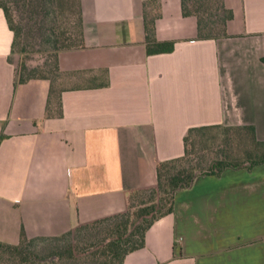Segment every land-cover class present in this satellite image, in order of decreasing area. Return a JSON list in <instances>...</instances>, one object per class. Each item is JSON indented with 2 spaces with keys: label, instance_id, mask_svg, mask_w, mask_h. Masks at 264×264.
<instances>
[{
  "label": "crops",
  "instance_id": "0c3cea01",
  "mask_svg": "<svg viewBox=\"0 0 264 264\" xmlns=\"http://www.w3.org/2000/svg\"><path fill=\"white\" fill-rule=\"evenodd\" d=\"M151 1L80 0L83 45L58 54L61 116L47 114L50 80L15 85L0 8V241L126 210L191 127L252 125L264 140V0H224L227 35L207 39L182 0H157L156 38L175 48L148 54ZM123 264H264V163L200 174Z\"/></svg>",
  "mask_w": 264,
  "mask_h": 264
},
{
  "label": "trees",
  "instance_id": "16d2710c",
  "mask_svg": "<svg viewBox=\"0 0 264 264\" xmlns=\"http://www.w3.org/2000/svg\"><path fill=\"white\" fill-rule=\"evenodd\" d=\"M60 1L51 0L52 8L49 13L52 15L51 21L48 18L47 23L45 19L40 20L41 29L52 24V29L49 28L50 32L44 36L42 34V41L58 54L65 49L79 48L84 42L80 0H76L77 10L74 18L61 16L59 10L62 5L56 4ZM33 2L34 0H18L17 3L22 5L15 10L11 0H0V8L3 9L8 25L14 33L8 60L16 65L15 85L26 83L32 79L50 80L47 114L48 116H61V93L64 88L61 81L63 72L59 67L58 54L55 55L56 63L52 71L54 74L38 71L36 68L28 70L24 61L18 65L13 58L15 54L23 52L22 44L25 31L22 22L25 18L21 15V7H29ZM42 2L46 4L44 0ZM182 3L184 15L197 17L201 39L227 35V23L234 17V13L232 9L225 6L224 0H220L222 16L218 20H205L204 17L190 9L187 0H182ZM203 4L205 5V3ZM150 7L151 9H149ZM16 12H18L19 18ZM160 14L157 0L146 3L145 27L148 54L168 53L175 48L174 41H159L156 38L155 23ZM71 31L75 33L74 37L71 35ZM2 137L3 135L0 136V141ZM260 163H264V140L257 137L254 126L214 124L191 127L185 135L184 154L161 160L157 165V184L130 191L126 210L82 223L60 235L28 237L22 234L18 243L0 241V254L16 255L19 256L21 264L28 263L29 259L25 256L28 253L26 251L28 245L42 240L63 239L70 236L75 229L81 231L84 228L99 227L101 237L98 241L81 243L85 248H88L86 246L91 248L97 243L95 249L86 251L87 256L91 257L96 264H123L128 253L145 246L146 233L152 224L174 210L175 194L178 190L190 188L200 174H221L227 167L251 168ZM57 246L61 248L59 252L63 249L69 250L71 256H74L71 243L68 247L62 246V244ZM2 258L3 255H0V264H2L1 260H4ZM59 258L63 259V255L60 253L58 254Z\"/></svg>",
  "mask_w": 264,
  "mask_h": 264
},
{
  "label": "rangeland",
  "instance_id": "374dc122",
  "mask_svg": "<svg viewBox=\"0 0 264 264\" xmlns=\"http://www.w3.org/2000/svg\"><path fill=\"white\" fill-rule=\"evenodd\" d=\"M10 1V0H8ZM18 0H11L12 6L14 9H18L22 4L17 3ZM56 0H54L55 2ZM34 0V2L29 7H21L22 16L24 24L25 37L23 39L22 51L13 56L14 62L20 64L22 61L25 62L27 69L31 70L36 68L38 71H47L48 73H53V69L56 63L55 55L58 54L57 51L53 50L48 44L42 41V34H48L49 28L52 29V24L48 27L47 25L40 28L41 19H45L47 23V18L51 21L52 15L51 12V0ZM49 2V3H48ZM205 3V5L203 4ZM57 5H62L59 12L64 18H74L77 10V1L76 0H61L60 3L56 2ZM192 11L197 12L200 16L204 17L205 20H218L222 16V11L220 9V0H187ZM45 5V6H44ZM19 11V12H20ZM18 18V12H16ZM45 23V24H46ZM221 26V25H219ZM73 31L71 35L74 37ZM54 74V73H53ZM235 126V125H232ZM255 166V165H254ZM253 166V167H254ZM247 167H234V168H247L248 171H251L253 168ZM146 188V187H145ZM99 227L84 228L81 231L74 230V232L63 239L54 238L48 241H37L28 245L26 251H28L25 256L29 259L28 263L23 262V264H96V262L88 257L87 252L89 249H95L97 243L94 244L91 248H85L81 243L84 241H89V243L96 242L100 239V230ZM80 242V243H78ZM73 245L74 256H71L69 250H59L57 245L68 247L69 244ZM68 249V248H67ZM30 251V252H29ZM63 255V259H58V254ZM4 260L2 264H21V261L18 259L19 256L12 254H3Z\"/></svg>",
  "mask_w": 264,
  "mask_h": 264
}]
</instances>
